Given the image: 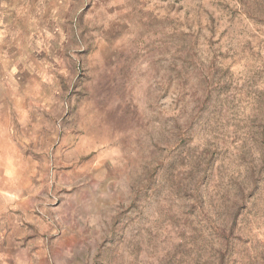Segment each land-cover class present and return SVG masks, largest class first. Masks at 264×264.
Here are the masks:
<instances>
[{
	"label": "rangeland",
	"instance_id": "obj_1",
	"mask_svg": "<svg viewBox=\"0 0 264 264\" xmlns=\"http://www.w3.org/2000/svg\"><path fill=\"white\" fill-rule=\"evenodd\" d=\"M51 7L0 33L5 264H264V0Z\"/></svg>",
	"mask_w": 264,
	"mask_h": 264
},
{
	"label": "crops",
	"instance_id": "obj_2",
	"mask_svg": "<svg viewBox=\"0 0 264 264\" xmlns=\"http://www.w3.org/2000/svg\"><path fill=\"white\" fill-rule=\"evenodd\" d=\"M59 1L61 2V0H0V33H3V30H7L10 27H14L15 20L18 18L38 17L46 19L48 17V13L53 10V7H51V5L59 4ZM49 4L50 7H48ZM9 129V123L4 124L0 121V141L4 140L3 138H6L9 133ZM5 144L6 146H9L8 143ZM2 156L3 154L0 152V158ZM1 160L8 161L10 160V158H7L5 160L0 159V162ZM1 170L5 171L6 169L5 167L3 169H1L0 167V173ZM5 177L6 175H4V173L3 175H0V179H3ZM8 190L9 187L7 188L5 185H1L0 182V192H8ZM8 245L9 244H6L5 250ZM9 257V254H1L0 252V264H5Z\"/></svg>",
	"mask_w": 264,
	"mask_h": 264
}]
</instances>
